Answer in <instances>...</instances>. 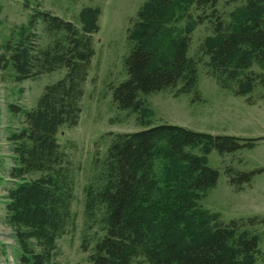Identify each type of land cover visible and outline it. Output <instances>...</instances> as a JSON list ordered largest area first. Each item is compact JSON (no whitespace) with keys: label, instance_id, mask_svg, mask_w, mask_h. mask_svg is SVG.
Segmentation results:
<instances>
[{"label":"trees","instance_id":"1","mask_svg":"<svg viewBox=\"0 0 264 264\" xmlns=\"http://www.w3.org/2000/svg\"><path fill=\"white\" fill-rule=\"evenodd\" d=\"M219 0H147L128 28L131 43L124 63L128 77L112 87L121 110L137 113L143 129L109 132L104 157L96 159L94 180L85 188V213L102 222L100 236L84 264H256L261 236L249 225L258 218L224 221L200 204L213 188L219 171L208 154L252 149L264 136L242 137L198 131L172 123L154 124L143 95L178 87L175 96L201 99L197 62L189 55L192 32L205 16L187 14L194 5L211 8L213 34L201 51L209 65L226 79L236 80L238 95L264 84V0H246L231 12L230 21L217 13ZM100 7L80 12L81 26L38 9L0 50V72L11 69L16 81L65 68V75L44 87L37 104L24 110L26 125L9 135L14 152L11 176L40 172L32 180L13 183L6 195V219L14 226L20 264H53L57 239L73 218V178L61 150V127L76 126L82 113L84 83L95 56L93 34L100 30ZM188 16L186 26L175 22ZM42 20L51 37L38 42ZM258 63L263 71L250 69ZM250 104L251 97L247 98ZM237 189L250 184L264 166L249 171L226 169Z\"/></svg>","mask_w":264,"mask_h":264},{"label":"rangeland","instance_id":"2","mask_svg":"<svg viewBox=\"0 0 264 264\" xmlns=\"http://www.w3.org/2000/svg\"><path fill=\"white\" fill-rule=\"evenodd\" d=\"M147 0H0V47L11 37L19 38V26L27 24L36 10L42 9L81 26L80 12L86 6L100 7V30L93 34L95 56L81 101L82 113L76 126L61 127L58 140L67 155L72 172L74 198L73 218L65 232L57 239L53 264H84L93 250L96 240L103 235L102 222L89 220L85 213V188L97 174L96 159L104 157L111 135L109 132H129L143 129L137 113L121 110L112 99L113 88L128 77L125 57L131 43L128 28L138 10ZM246 0H219L217 13L230 21L231 12L240 8ZM211 8L198 9L192 5L187 14L198 18L205 16L192 32L189 55L197 62L201 99L194 94L175 96L178 87L143 95L150 108L154 124L172 123L198 131L214 134H230L242 137L264 136V84L257 83L247 95H238L236 80L226 79L209 65V57L201 51L205 38L213 34ZM189 17L175 22L176 27L186 26ZM38 42L46 47L51 37L40 20L37 24ZM2 50H0V53ZM250 69L261 72L263 68L253 63ZM66 69L24 81H16L11 69L0 72V264H20V247L15 228L6 219V195L15 180H32L40 172H31L14 179V152L9 135L23 128L25 117L11 105L32 109L48 84L62 78ZM251 97L252 104L247 98ZM208 163L219 171L217 184L201 198L200 204L212 212H218L224 221L234 218H258L247 227L261 236L256 264H264V172L256 174L250 184L237 189L230 181L226 169L249 171L264 166V139L252 149L220 154L213 150ZM137 262L151 264L143 257Z\"/></svg>","mask_w":264,"mask_h":264}]
</instances>
